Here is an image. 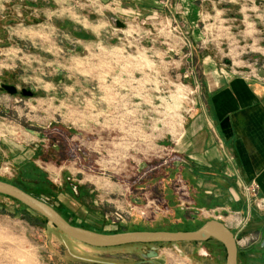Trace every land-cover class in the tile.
<instances>
[{
	"label": "rangeland",
	"instance_id": "374dc122",
	"mask_svg": "<svg viewBox=\"0 0 264 264\" xmlns=\"http://www.w3.org/2000/svg\"><path fill=\"white\" fill-rule=\"evenodd\" d=\"M235 1H220L229 7L217 15L209 8L192 29L173 0L154 12L133 0H0V179L101 232L188 230L221 218L237 242V264H264V207L237 229L234 211L218 218L195 207L175 171L185 160L175 140L204 90V56L216 77L264 80V0ZM221 15L236 19L219 23ZM3 82L33 94H10ZM164 188L185 219H175ZM151 245L81 243L0 194V264H159L142 256ZM153 245L162 264L225 262L213 240Z\"/></svg>",
	"mask_w": 264,
	"mask_h": 264
},
{
	"label": "crops",
	"instance_id": "0c3cea01",
	"mask_svg": "<svg viewBox=\"0 0 264 264\" xmlns=\"http://www.w3.org/2000/svg\"><path fill=\"white\" fill-rule=\"evenodd\" d=\"M133 1L143 11L154 12L156 7L162 5V0ZM165 1L169 3V0ZM207 1L202 5L198 0H173L174 7L182 9L180 20L192 29L209 8L211 11L216 10L217 15L218 12L221 13L218 8L229 7L227 4L225 7L223 4L218 5L222 0ZM250 16L248 14L246 17V34L255 44L257 36L254 34L255 27L252 26L255 19H250ZM215 18L219 23L236 19L233 15ZM236 36L237 32L235 52L243 53L246 50L240 48L239 37ZM204 60V90L198 97L196 110L190 115L174 143L173 150L183 154L185 158L183 163L175 166V171L181 172L190 186L195 207L213 211L218 218L228 210L250 215L245 186L251 182L257 183L258 194L264 197V80H247L238 75L229 80L216 77L213 75L215 64L211 57L206 55ZM132 195L129 194L130 197ZM160 195L167 200L177 221L184 218V212L175 207L170 190L164 188ZM194 219L196 217L192 216V220ZM218 220L228 226L223 219ZM156 258L157 263L162 264L160 252Z\"/></svg>",
	"mask_w": 264,
	"mask_h": 264
},
{
	"label": "water",
	"instance_id": "95a60500",
	"mask_svg": "<svg viewBox=\"0 0 264 264\" xmlns=\"http://www.w3.org/2000/svg\"><path fill=\"white\" fill-rule=\"evenodd\" d=\"M119 27L123 23L117 22ZM9 93H14L13 85H2ZM23 95H30L31 91L22 90ZM0 194L10 196L26 205L36 213L45 217L63 234L81 243L94 247H114L131 243L152 244L142 256L150 258L157 256L154 243L203 242L210 238L222 244L225 250L224 264H237V242L233 232L226 224L218 219L205 220L201 225L188 230L138 229L116 232H101L70 223L52 205L26 192L17 185L0 179Z\"/></svg>",
	"mask_w": 264,
	"mask_h": 264
},
{
	"label": "built area",
	"instance_id": "2783aa9c",
	"mask_svg": "<svg viewBox=\"0 0 264 264\" xmlns=\"http://www.w3.org/2000/svg\"><path fill=\"white\" fill-rule=\"evenodd\" d=\"M258 189L259 187L255 182H251L245 186L244 190L250 205V209L264 207V197L258 194ZM234 214L233 222L235 224V228L237 229L244 227V224H246L250 218L249 214H241L239 211H235Z\"/></svg>",
	"mask_w": 264,
	"mask_h": 264
},
{
	"label": "trees",
	"instance_id": "16d2710c",
	"mask_svg": "<svg viewBox=\"0 0 264 264\" xmlns=\"http://www.w3.org/2000/svg\"><path fill=\"white\" fill-rule=\"evenodd\" d=\"M8 182H10V183H13V184H15V185H17L18 187H20L21 189H23V190H25L26 192H28V193H31L26 187H23V186H21V185H19V184H17V183H14V182H12V181H8ZM32 195H34L33 193H31ZM3 195V194H2ZM5 196H7V195H5ZM34 196H37V195H34ZM7 197H10V196H7ZM10 198H12V197H10ZM12 199H14V198H12ZM14 200H16V199H14ZM17 202H19L18 200H16ZM19 203H21V202H19ZM22 204V203H21ZM22 205H24V204H22ZM24 206H26V205H24ZM65 219H67L68 220V218L65 216V214L62 212V211H60L58 208H55ZM41 216V215H40ZM41 219H43V220H46V218L45 217H43V216H41ZM69 221V220H68ZM70 223H72L71 221H69ZM204 222V221H203ZM203 222H201V223H198V224H196V226H194V228H196V227H198L199 225H201ZM72 224H74V223H72ZM75 225H77V224H75ZM79 226H81V225H79ZM82 227H85V226H82ZM87 228V227H86ZM193 228V229H194ZM120 231H123V230H120ZM214 241V243H219V244H221L220 242H218L217 240H215V239H212V238H210V239H208V240H206V241ZM222 245V244H221Z\"/></svg>",
	"mask_w": 264,
	"mask_h": 264
},
{
	"label": "flooded vegetation",
	"instance_id": "af4514ba",
	"mask_svg": "<svg viewBox=\"0 0 264 264\" xmlns=\"http://www.w3.org/2000/svg\"><path fill=\"white\" fill-rule=\"evenodd\" d=\"M2 85H13V86H15L14 84H12V83H7V82H3V84ZM1 85V87H2V89H4L5 91H7L8 93H9V91L6 89V88H4L3 86ZM16 87V86H15ZM23 89H25V88H22L20 91L17 89V87H16V91L14 92V93H10V94H16V93H18V92H20L21 94H22V90ZM25 91H29L28 89H25ZM33 93L31 92V94L30 95H28V96H31ZM23 95V94H22ZM264 245V240H263V242H262V246Z\"/></svg>",
	"mask_w": 264,
	"mask_h": 264
}]
</instances>
